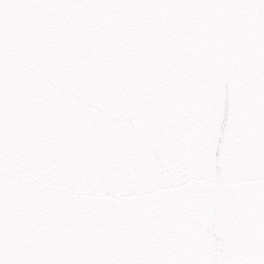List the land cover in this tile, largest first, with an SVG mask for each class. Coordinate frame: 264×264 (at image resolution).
<instances>
[{
  "label": "snow or ice",
  "instance_id": "obj_1",
  "mask_svg": "<svg viewBox=\"0 0 264 264\" xmlns=\"http://www.w3.org/2000/svg\"><path fill=\"white\" fill-rule=\"evenodd\" d=\"M0 264H264V0H0Z\"/></svg>",
  "mask_w": 264,
  "mask_h": 264
}]
</instances>
